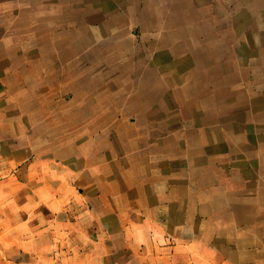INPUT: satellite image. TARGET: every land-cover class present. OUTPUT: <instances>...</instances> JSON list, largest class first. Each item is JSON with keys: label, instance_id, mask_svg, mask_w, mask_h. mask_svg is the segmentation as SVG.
<instances>
[{"label": "crops", "instance_id": "0c3cea01", "mask_svg": "<svg viewBox=\"0 0 264 264\" xmlns=\"http://www.w3.org/2000/svg\"><path fill=\"white\" fill-rule=\"evenodd\" d=\"M17 2L0 0V18ZM73 2L223 14L221 120L172 92L168 105L161 85L156 96L152 84L166 81L149 53L120 64L132 77L98 60L77 74L37 60L31 76L10 62L0 69V264H264V0H238L233 47L235 0ZM237 62L246 76L232 80Z\"/></svg>", "mask_w": 264, "mask_h": 264}, {"label": "rangeland", "instance_id": "374dc122", "mask_svg": "<svg viewBox=\"0 0 264 264\" xmlns=\"http://www.w3.org/2000/svg\"><path fill=\"white\" fill-rule=\"evenodd\" d=\"M104 4H82L73 0L58 4L46 0L7 3L8 12L0 18V32L3 34L0 59L4 65L0 69L9 73L12 69L10 62L17 60L23 65L22 74L31 76L38 73V68L32 65L37 60L49 58L55 60L56 65L66 63L63 68L77 74L84 61L98 60L100 65L101 62L115 65L120 73L132 77L133 73H127V66L124 67L127 60L142 58L143 54L149 53L156 64L152 66V76L161 75L166 81L165 84H152L156 96L161 85L162 93L167 94L168 105H175V100L170 98L172 92L174 96L176 94L178 105L193 109L214 108L215 120L220 121L223 105L222 32L223 27H228L223 14H175L174 4H166V14H125L123 10L127 4H119L121 13L103 14L96 9ZM107 5L110 9L111 4ZM237 10L238 0H235L231 6L232 47L233 42H237V35L233 34V27L238 25ZM46 27L54 33L56 43L49 51L42 44L46 37L43 35L46 31L42 30H47ZM211 38L214 49H203ZM148 48L150 52H147ZM231 54L232 59H238L240 53L232 49ZM122 62L125 65L120 66ZM236 64L230 69L232 80L233 75L246 76L243 70L240 71L242 68L238 62Z\"/></svg>", "mask_w": 264, "mask_h": 264}]
</instances>
